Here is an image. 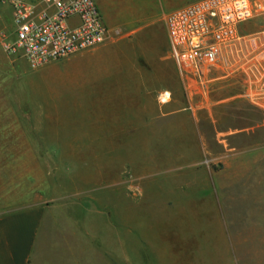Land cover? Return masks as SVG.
Instances as JSON below:
<instances>
[{
  "label": "crops",
  "instance_id": "1",
  "mask_svg": "<svg viewBox=\"0 0 264 264\" xmlns=\"http://www.w3.org/2000/svg\"><path fill=\"white\" fill-rule=\"evenodd\" d=\"M196 1L94 0L110 31L108 39L60 59L64 67L58 71L60 81L68 77L69 82L61 86L68 87L73 105L79 109L76 123L85 124L86 131L70 129L75 142L69 151H64L61 143L55 144L54 150L56 154L71 155V165H78L81 161L73 156H94L95 147L93 142L83 147L76 141L117 140L119 148L127 147L129 171L141 182L137 183L139 190L129 198L121 191L111 196V188L125 187L121 166L110 167L109 159L89 158L82 160L85 179L73 174L75 169L71 167L70 183H42L34 192L30 183L10 185L11 203L22 206L0 212V264H109L106 237L112 232L119 241V250L125 252L126 213L140 237L146 229H172L173 221L181 220L180 227L203 231V245L218 246L205 251H230L238 235L255 230L245 190L253 183L239 182L249 171L252 173L255 150L251 144L250 148L209 152L201 127L204 118L198 115L199 110L191 113L185 108L181 82L169 56L165 17ZM2 25L0 20V31ZM253 50L234 55L229 77L219 74L220 70L215 73L207 107L211 123L216 122L215 109L226 102L237 116L239 111L254 106L264 109V47ZM162 93L168 96L160 101ZM0 120V140L26 138L18 119ZM246 123L225 133L230 138L249 136L252 141L253 120ZM0 150L3 155L25 153L14 151L10 144L1 145ZM108 150L102 147L101 154H109ZM207 160L222 167L215 169ZM180 171L196 172L202 179L156 183L159 173L174 175ZM49 186L55 194L71 196L75 201L84 193L85 246L79 248L76 239L68 240L61 229L53 227L51 202L55 199L49 198ZM92 188L100 190V197ZM164 244L165 250L172 245L167 240ZM79 253H85L84 261ZM217 259L200 264H232L225 257L220 263Z\"/></svg>",
  "mask_w": 264,
  "mask_h": 264
},
{
  "label": "rangeland",
  "instance_id": "2",
  "mask_svg": "<svg viewBox=\"0 0 264 264\" xmlns=\"http://www.w3.org/2000/svg\"><path fill=\"white\" fill-rule=\"evenodd\" d=\"M7 15L4 6L0 5V16L3 22L0 31L1 44L13 39L10 16ZM159 20L163 25L161 16ZM238 34L244 39L240 40L241 43L235 47L226 50L224 62L220 67L219 74H226L227 77L234 67H231V63H233L236 53L251 51L252 49L258 51L257 49L264 47V18L261 16L254 17L242 23L239 26ZM255 47L257 48L255 49ZM0 49L2 50V54H0V118L13 117L18 119L20 127L23 128V135L26 136L23 140H0V147L10 144L14 147V151L25 152L16 155L0 153V212L22 206L21 203H11L12 197L9 192L12 191V188H9L10 185L16 186L22 181L23 183H30V190L34 192L42 183H70L71 167L75 169L73 174L78 173L77 177L81 176L85 179L86 165L82 160L86 158L99 161L109 159L110 167L121 166V183L125 184V187L111 188V196L116 195L117 191H121L129 198L132 193L137 192L139 190L137 183L141 182L129 171L127 147L119 148L117 140L97 139L90 141L82 139L76 141L83 144V147L93 142L95 147L94 156H73V159L78 158L81 161L78 165L75 163L71 165V155L55 153L54 147L57 143H61L66 152L74 144L75 139L73 137L71 139L70 129L72 132L80 133L85 132L87 127L85 124L77 125V110L79 109L73 105L68 87L61 86V84L69 82L68 77L62 81L58 77V71L64 67L63 63H60L59 60L53 61L32 70L22 59L9 56L2 48ZM226 89H229L228 85ZM162 95L163 93L159 96L160 101H163ZM209 103L210 100L208 99L206 107L198 112V115L204 118L201 127L209 152L216 154L230 147L250 148L251 144L255 150L252 173L249 171L247 176L239 181L240 183H253L252 188L245 190L248 192L246 205L250 207L248 210L249 213L251 210L250 215L256 226L255 230L248 229V232L251 231L249 233L252 234L238 235V241L233 244L230 251H205L204 249L207 247L218 246L203 245L206 238L203 231L182 228L179 226L182 224L181 220L175 219L172 229H146L140 237L139 235L136 236L135 230L131 227L129 215L126 213L125 252L119 250V241L112 232H109L108 236L106 235L109 264H200L214 257L218 258L216 263H220L221 257H225L227 261L231 260L232 264H264V109L254 106L252 109H247L248 111H239L240 114L237 116L238 113L230 108L229 102H226L223 107L215 109L214 118L216 122L213 124L208 115ZM210 112L214 113L213 107L210 108ZM250 119L253 120L255 127L252 141H250L249 136L247 138L244 136L230 138L225 133L232 128L249 124L246 121ZM71 122H73V126H71ZM74 135L76 134H72V136ZM102 147L109 149V154L102 155ZM214 162L206 161L215 169L222 167L221 163L214 164ZM159 175L158 178H155L156 183H182V181L190 182L191 180L196 182L202 179L196 172L180 171L174 175L166 173H159ZM48 189L49 198L55 199L51 202V211L54 213L53 227L61 229L68 240L76 239L79 248L85 246L84 193L78 195L76 202L75 198L71 196L61 197V195L55 194V190L50 186ZM81 190L85 191V189ZM98 190L92 188L96 197L101 195L100 190L96 192ZM163 190L165 189L163 188ZM114 219V222H118L116 217ZM76 232L77 236H75ZM71 234H74V237ZM166 240L172 243L171 246H168L169 250H165L166 245L164 243ZM79 255H82L84 261L85 253H79Z\"/></svg>",
  "mask_w": 264,
  "mask_h": 264
},
{
  "label": "built area",
  "instance_id": "3",
  "mask_svg": "<svg viewBox=\"0 0 264 264\" xmlns=\"http://www.w3.org/2000/svg\"><path fill=\"white\" fill-rule=\"evenodd\" d=\"M0 5L13 34L1 47L32 70L101 45L110 34L94 0H0ZM259 16L264 18V0H198L165 17L169 56L189 112L206 106L226 50L244 39L239 26Z\"/></svg>",
  "mask_w": 264,
  "mask_h": 264
},
{
  "label": "bare ground",
  "instance_id": "4",
  "mask_svg": "<svg viewBox=\"0 0 264 264\" xmlns=\"http://www.w3.org/2000/svg\"><path fill=\"white\" fill-rule=\"evenodd\" d=\"M167 93H164L162 96H163V100H165V98L167 97ZM165 96V97H164Z\"/></svg>",
  "mask_w": 264,
  "mask_h": 264
}]
</instances>
